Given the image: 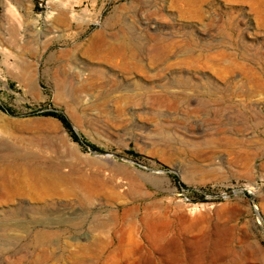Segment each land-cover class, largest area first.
I'll list each match as a JSON object with an SVG mask.
<instances>
[{
    "label": "rangeland",
    "instance_id": "rangeland-1",
    "mask_svg": "<svg viewBox=\"0 0 264 264\" xmlns=\"http://www.w3.org/2000/svg\"><path fill=\"white\" fill-rule=\"evenodd\" d=\"M79 260L264 264V0H0V264Z\"/></svg>",
    "mask_w": 264,
    "mask_h": 264
},
{
    "label": "bare ground",
    "instance_id": "bare-ground-1",
    "mask_svg": "<svg viewBox=\"0 0 264 264\" xmlns=\"http://www.w3.org/2000/svg\"><path fill=\"white\" fill-rule=\"evenodd\" d=\"M24 171V175L15 180V182L19 183L20 185H25V186H32V187H35V188H39V189H48V190H53L55 189L58 185L60 187V181H56L57 179H53L51 178V174L50 176L45 174L44 172H42L40 170V168L37 166V165H33V164H29V165H25V169L23 170ZM55 176V175H54ZM53 177V176H52ZM57 177V176H56ZM62 180V179H60ZM7 182V181H6ZM63 183V182H61ZM64 185V184H63ZM62 185V186H63ZM71 188H69L70 190ZM73 189V188H72ZM71 189V190H72ZM78 189V188H77ZM67 189L66 193L68 194V191ZM79 190V189H78ZM72 191H76L75 189L72 190ZM80 192V191H78ZM77 191L74 192L75 193H78ZM65 194H62V195H67ZM80 194V193H79ZM82 195V193L80 194ZM85 195V193H84ZM93 195V194H92ZM70 196V195H69ZM68 196V197H69ZM76 196V195H75ZM88 196V195H87ZM60 197V196H59ZM67 197V196H66ZM67 197V198H68ZM71 197V196H70ZM72 197H73V194H72ZM77 197V196H76ZM81 197V196H80ZM79 198V197H78ZM88 199H85L84 202H82V204H87L88 203ZM90 202V201H89ZM87 206V205H86ZM7 224V223H6ZM77 224V223H76ZM75 225V224H74ZM24 229V228H23ZM4 233V232H3ZM54 234L48 232L47 230H40L38 231L36 234H35V238H34V242L32 243V247H43L46 249L45 246H48L51 241L54 239ZM4 241V240H3ZM51 245V244H50ZM4 246V243H1V248ZM7 251V249H3L2 248V254H4L5 252ZM42 252V251H41ZM45 253V252H44ZM48 253V251H47ZM5 255V254H4ZM93 255V254H92ZM85 258V257H84ZM16 259H19V258H16ZM44 258L42 257V260ZM46 259V258H45ZM47 260V259H46ZM175 260V259H174ZM83 261V260H82ZM17 262V261H16ZM20 262V259L18 261V263ZM17 263V264H18ZM38 263V262H37ZM75 264H84V261L81 262L80 260L77 261Z\"/></svg>",
    "mask_w": 264,
    "mask_h": 264
},
{
    "label": "trees",
    "instance_id": "trees-1",
    "mask_svg": "<svg viewBox=\"0 0 264 264\" xmlns=\"http://www.w3.org/2000/svg\"><path fill=\"white\" fill-rule=\"evenodd\" d=\"M47 116H51V117L57 119L61 123V125L66 130H68L71 133V135L73 136V139L76 140V141H78V138H76V136H74L72 134V129H71L70 122H69L68 118L64 114L50 112V113H47Z\"/></svg>",
    "mask_w": 264,
    "mask_h": 264
}]
</instances>
